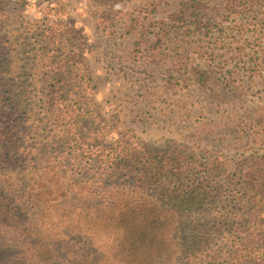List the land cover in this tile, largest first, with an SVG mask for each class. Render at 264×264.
<instances>
[{"label": "trees", "instance_id": "trees-1", "mask_svg": "<svg viewBox=\"0 0 264 264\" xmlns=\"http://www.w3.org/2000/svg\"><path fill=\"white\" fill-rule=\"evenodd\" d=\"M209 1L181 0L168 23L155 28L157 40L197 37L210 18L244 16V0H222L206 18ZM235 26L231 32L240 34L245 25ZM29 27L37 66L28 73L29 86L18 85L13 42L0 41V144L9 141L7 150L0 145V156L9 155L11 164L0 167V223L24 226L39 238L32 245L45 252L58 253L69 230L89 247L121 241L116 254L97 260L106 264H264V154L232 160L181 145L155 153L129 132L109 139L93 100L82 32L65 18L43 17ZM250 27L264 33V19ZM3 120H12L19 135L11 127L5 134ZM51 144L58 148L49 150ZM54 251L50 258H58ZM21 263L15 254L0 260Z\"/></svg>", "mask_w": 264, "mask_h": 264}, {"label": "rangeland", "instance_id": "rangeland-1", "mask_svg": "<svg viewBox=\"0 0 264 264\" xmlns=\"http://www.w3.org/2000/svg\"><path fill=\"white\" fill-rule=\"evenodd\" d=\"M180 1L122 0L110 5L105 0H0V41L13 42L10 57L14 55L20 69L18 85L26 87L30 69L37 68L30 23L43 17L65 18L81 31L93 100L112 132L109 139L117 132H129L155 153L181 145L232 160L264 154V33L249 28L250 23H262L264 0H237L244 6V16L235 22L210 18L213 22L203 24L197 37L169 34L157 40L155 28L161 21L168 23ZM54 2L55 6L48 5ZM221 2L207 3L206 18L209 10L215 15L213 8ZM252 2L254 7H247ZM236 24L245 25L240 34L231 32ZM184 27L179 24L180 30ZM140 33L144 39H139ZM195 47L208 51L211 60ZM252 63L257 69H250ZM3 110L6 113L10 107ZM15 121L19 123L18 118ZM12 122H1L3 132L11 127L19 135ZM8 142L5 137L0 145L7 150ZM5 156H0L5 159L0 167L11 165L10 156ZM69 233L73 234L65 245L56 248L58 253L53 250L58 256L53 259L52 250L32 245L39 238L28 235L24 226L0 223V260L15 254L21 264H86L87 257L106 264L97 261L99 257L122 248L121 241L106 247L94 241L91 248L80 244L78 232Z\"/></svg>", "mask_w": 264, "mask_h": 264}]
</instances>
